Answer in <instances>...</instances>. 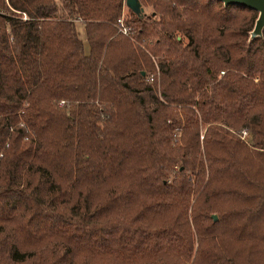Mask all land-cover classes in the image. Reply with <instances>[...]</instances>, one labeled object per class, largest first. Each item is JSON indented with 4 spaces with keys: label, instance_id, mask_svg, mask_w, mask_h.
<instances>
[{
    "label": "trees",
    "instance_id": "obj_1",
    "mask_svg": "<svg viewBox=\"0 0 264 264\" xmlns=\"http://www.w3.org/2000/svg\"><path fill=\"white\" fill-rule=\"evenodd\" d=\"M122 2L0 0V264H264L258 11Z\"/></svg>",
    "mask_w": 264,
    "mask_h": 264
},
{
    "label": "water",
    "instance_id": "obj_2",
    "mask_svg": "<svg viewBox=\"0 0 264 264\" xmlns=\"http://www.w3.org/2000/svg\"><path fill=\"white\" fill-rule=\"evenodd\" d=\"M224 4H239L247 6L249 8L255 9L258 11L257 18L253 29L250 32V36L254 37L262 33L264 26V0H221ZM125 7L129 8L134 13H140L142 7L139 0H123ZM213 219L216 218L214 213L211 214Z\"/></svg>",
    "mask_w": 264,
    "mask_h": 264
},
{
    "label": "built area",
    "instance_id": "obj_3",
    "mask_svg": "<svg viewBox=\"0 0 264 264\" xmlns=\"http://www.w3.org/2000/svg\"><path fill=\"white\" fill-rule=\"evenodd\" d=\"M122 6L124 8V2H122ZM25 15L23 14L21 16L22 19H25ZM116 24L118 26V29L124 33V34H128L129 33V26L123 24V19H122V15H120L119 17H117L116 19ZM145 79L148 81V82H153L154 80V77H153V73H148L146 76H145ZM63 100H60L59 103H62ZM249 133L248 129L247 128H243L241 129V131L239 132V136L243 139L247 138V134Z\"/></svg>",
    "mask_w": 264,
    "mask_h": 264
},
{
    "label": "rangeland",
    "instance_id": "obj_4",
    "mask_svg": "<svg viewBox=\"0 0 264 264\" xmlns=\"http://www.w3.org/2000/svg\"><path fill=\"white\" fill-rule=\"evenodd\" d=\"M125 9H126V7L124 6L123 10L125 11ZM143 9H144V11L146 12V11L149 10V6L143 7ZM124 13H125V12H124ZM23 14H24V13H21V16H22ZM24 15H25V14H24ZM25 16H26V15H25ZM76 27H77L78 32L80 33L81 31H80L79 26L77 25ZM155 70H156V67H155ZM153 83H154V81H153ZM153 83H152V84H153ZM156 83H157V82H156ZM243 128H244V127H241L240 129L235 130L238 136H239V132H240L241 129H243ZM229 129H230L231 131L234 132V128H229ZM248 131H249V133H248L247 136H246L247 138L243 139V138H241L240 136H239V137H240L242 140H244V142H246L247 144H253L254 141H253L252 131H251L250 128L248 129Z\"/></svg>",
    "mask_w": 264,
    "mask_h": 264
},
{
    "label": "crops",
    "instance_id": "obj_5",
    "mask_svg": "<svg viewBox=\"0 0 264 264\" xmlns=\"http://www.w3.org/2000/svg\"><path fill=\"white\" fill-rule=\"evenodd\" d=\"M79 26V28H80V33H79V36H80V38L82 39V42H83V49H84V52H87L88 51V44H87V42H86V40H85V35H84V31H83V27H82V25L79 23V22H76V26Z\"/></svg>",
    "mask_w": 264,
    "mask_h": 264
}]
</instances>
